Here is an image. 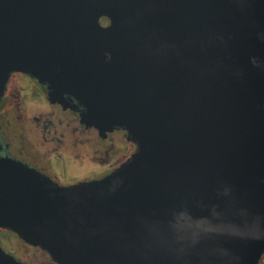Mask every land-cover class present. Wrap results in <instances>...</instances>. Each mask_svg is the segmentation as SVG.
Instances as JSON below:
<instances>
[{"label": "water", "instance_id": "95a60500", "mask_svg": "<svg viewBox=\"0 0 264 264\" xmlns=\"http://www.w3.org/2000/svg\"><path fill=\"white\" fill-rule=\"evenodd\" d=\"M13 72L138 149L68 187L0 158V230L55 264L260 263L264 0H0V100Z\"/></svg>", "mask_w": 264, "mask_h": 264}, {"label": "flooded vegetation", "instance_id": "af4514ba", "mask_svg": "<svg viewBox=\"0 0 264 264\" xmlns=\"http://www.w3.org/2000/svg\"><path fill=\"white\" fill-rule=\"evenodd\" d=\"M101 23L110 24L105 17ZM49 93L48 84L34 76L11 74L0 100V158L20 162L68 187L109 176L137 151L122 127L90 125L84 122L85 108L76 98L65 95L64 102H55ZM11 114L14 119H9ZM6 252L26 264H37ZM263 263L264 255L259 264Z\"/></svg>", "mask_w": 264, "mask_h": 264}, {"label": "rangeland", "instance_id": "374dc122", "mask_svg": "<svg viewBox=\"0 0 264 264\" xmlns=\"http://www.w3.org/2000/svg\"><path fill=\"white\" fill-rule=\"evenodd\" d=\"M11 118L14 119L12 114L10 115L9 119ZM12 124H14L13 120ZM20 240L21 239L14 233L7 231L0 232V244L3 249H5V251L8 250L14 252L21 259L34 260V262L37 264H42L45 261H51L50 257L47 254L43 253L41 249H36L25 242L22 243ZM52 264L55 263L52 262Z\"/></svg>", "mask_w": 264, "mask_h": 264}]
</instances>
